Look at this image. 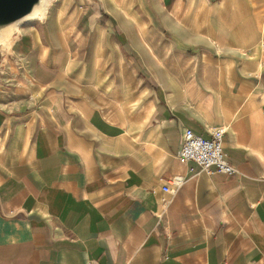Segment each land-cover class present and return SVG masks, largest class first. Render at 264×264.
<instances>
[{"label": "crops", "instance_id": "0c3cea01", "mask_svg": "<svg viewBox=\"0 0 264 264\" xmlns=\"http://www.w3.org/2000/svg\"><path fill=\"white\" fill-rule=\"evenodd\" d=\"M263 44L264 0L25 23L0 61V264H264ZM217 127L235 176L178 159Z\"/></svg>", "mask_w": 264, "mask_h": 264}, {"label": "built area", "instance_id": "2783aa9c", "mask_svg": "<svg viewBox=\"0 0 264 264\" xmlns=\"http://www.w3.org/2000/svg\"><path fill=\"white\" fill-rule=\"evenodd\" d=\"M262 52L264 54V44L262 45ZM227 131L228 129L224 127L213 128L211 139L206 140L197 136L191 130H185L178 159L184 163L193 162L197 164L201 171L209 176L215 173L227 176L237 175V169L229 162L223 149L224 137ZM185 183L186 179L184 177L174 176L163 188V191L174 195Z\"/></svg>", "mask_w": 264, "mask_h": 264}, {"label": "water", "instance_id": "95a60500", "mask_svg": "<svg viewBox=\"0 0 264 264\" xmlns=\"http://www.w3.org/2000/svg\"><path fill=\"white\" fill-rule=\"evenodd\" d=\"M44 0H0V38L10 33L13 39L19 33V24L43 7ZM7 47L0 43V61Z\"/></svg>", "mask_w": 264, "mask_h": 264}, {"label": "bare ground", "instance_id": "6f19581e", "mask_svg": "<svg viewBox=\"0 0 264 264\" xmlns=\"http://www.w3.org/2000/svg\"><path fill=\"white\" fill-rule=\"evenodd\" d=\"M54 1L55 0H44L42 8L38 9L31 17H29L28 19H26L25 21H23V22H21L19 24V26H18L19 30L27 22L29 23L31 21L39 20V19L44 18L46 16L47 12L49 11L50 7L52 6ZM10 42H11L10 33H8L4 37L0 38V43L1 44H4L6 46L8 44V46H9Z\"/></svg>", "mask_w": 264, "mask_h": 264}, {"label": "rangeland", "instance_id": "374dc122", "mask_svg": "<svg viewBox=\"0 0 264 264\" xmlns=\"http://www.w3.org/2000/svg\"><path fill=\"white\" fill-rule=\"evenodd\" d=\"M11 43H12V40H11V42H10L9 46H8V44H7V46H6V45H5V46H6L7 48H9V47H10V45H11Z\"/></svg>", "mask_w": 264, "mask_h": 264}]
</instances>
